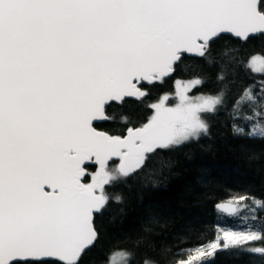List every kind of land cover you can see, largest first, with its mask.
<instances>
[{
    "label": "snow or ice",
    "instance_id": "snow-or-ice-1",
    "mask_svg": "<svg viewBox=\"0 0 264 264\" xmlns=\"http://www.w3.org/2000/svg\"><path fill=\"white\" fill-rule=\"evenodd\" d=\"M259 0H0V264H79L94 246L95 213L110 200L106 192L140 170L157 150L178 147L209 131L203 115L224 106L225 89L168 107L164 96L145 105L146 123L122 135L97 131L109 102L142 101L148 93L137 83L162 81L183 53L205 58L210 43L230 33L241 40L264 35ZM235 49H225L230 56ZM233 59H235L233 57ZM208 63L212 61L209 59ZM246 68L264 74V57L249 58ZM222 70L217 80L223 81ZM199 78L193 86L202 84ZM245 87L232 105L235 120L243 106L250 115L232 124L233 135L264 140V81ZM121 122L129 123L128 117ZM99 165L91 174L85 161ZM116 157L120 163L109 169ZM46 186L47 189L46 190ZM249 197L218 203L217 210L238 217ZM253 199L251 222L242 229L220 228L206 244L181 249L176 264H207L217 251L239 249L264 257V221ZM130 264L126 250L109 256ZM144 264H152L145 260Z\"/></svg>",
    "mask_w": 264,
    "mask_h": 264
},
{
    "label": "trees",
    "instance_id": "trees-1",
    "mask_svg": "<svg viewBox=\"0 0 264 264\" xmlns=\"http://www.w3.org/2000/svg\"><path fill=\"white\" fill-rule=\"evenodd\" d=\"M259 7L264 11V0H260ZM209 48L205 58L182 55L169 77L141 85L142 91L148 93L142 101L125 99L123 103H111L105 108L108 119L95 124L112 135L124 134L129 126L139 127L153 114L145 105L156 103L164 95H168V106L175 104L177 79L202 80V84L191 89L192 94L210 95L225 89L224 106L214 115L202 116L209 127L206 135L178 147L157 150L133 175L106 186L111 197L119 195L122 200H110L102 212L94 215L98 238L84 252L79 264H109V256L121 250L132 254L130 264H144L145 260L152 264H176L187 259L186 253L177 254L181 249L213 240L217 225L246 227L243 218L248 217L251 222L255 208L252 198L264 201V140L233 135V123L247 129L243 117L251 114L248 105L242 107L235 120L230 118L232 105L243 89L257 83L255 91L259 92L258 82L264 81V74L245 67L249 58L264 57V35H254L246 41L220 35ZM225 49L236 51L225 56ZM222 70L226 78L218 81L217 74ZM121 117H128L129 123H122ZM119 163L112 160L108 167ZM87 169L85 183L96 167L91 164ZM240 196L249 199L243 202L247 208L237 205L238 217H228L215 208L219 202ZM255 215L257 223L264 221V210L256 209ZM262 246L264 241L246 245ZM113 264H120V260ZM207 264H264V257L233 249L217 251Z\"/></svg>",
    "mask_w": 264,
    "mask_h": 264
},
{
    "label": "water",
    "instance_id": "water-1",
    "mask_svg": "<svg viewBox=\"0 0 264 264\" xmlns=\"http://www.w3.org/2000/svg\"><path fill=\"white\" fill-rule=\"evenodd\" d=\"M259 3H260V0H259V2H258V6H259ZM222 35H228V36H230V37H232V38H234V39H238V40H240V41H245V40H241V39H239V38H236V37H234L232 34H230V33H226V34H222ZM251 36H254V35H251ZM250 36V37H251ZM182 55H186V56H197V55H195V54H189V53H183ZM177 63V62H176ZM175 63V64H176ZM174 64V65H175ZM172 74V73H171ZM171 74H169L167 77H169ZM167 77H165V78H167ZM153 83V82H152ZM152 83H148L147 81H141V82H138L137 83V87H139L140 89H141V91H142V88H141V85L142 84H144V85H150V84H152ZM125 99H135V98H125ZM111 103H116V104H119L120 102H118V101H112V102H109L108 104H106V106H105V108L108 106V105H110ZM104 114H105V116L107 117V115H106V112H105V110H104ZM107 119H108V117H107ZM107 119H104V118H100V119H97L96 121H94L93 122V126L96 128V126H95V124H98V123H101V122H104V121H106ZM97 129V131H103V130H100V129H98V128H96ZM103 132H105V131H103ZM112 135V134H111ZM112 160H118V158H116V157H113V158H111L110 159V161L108 162V164L112 161ZM94 165L95 167H99V165H97L96 163H95V158L93 157V159L91 160V161H85V163H84V165H83V167L85 168V171L88 173V169H87V166H89V165ZM85 178V177H84ZM84 178H82V182L83 183H85L84 182ZM46 190H49L50 191V189H47V186H46ZM227 202H229V201H223V202H219V203H227ZM218 204V203H217ZM216 204V205H217ZM216 205H215V208H216ZM217 209V208H216ZM95 214H97V213H95ZM94 214V215H95ZM94 225V224H93Z\"/></svg>",
    "mask_w": 264,
    "mask_h": 264
},
{
    "label": "rangeland",
    "instance_id": "rangeland-1",
    "mask_svg": "<svg viewBox=\"0 0 264 264\" xmlns=\"http://www.w3.org/2000/svg\"><path fill=\"white\" fill-rule=\"evenodd\" d=\"M256 57H262V56H256ZM192 81H194V80H179V79L175 80L174 81V85H175V93H174V96L176 97V102H175L174 105L168 106L166 104V100H165L164 101L165 105L168 106V107H174L177 103H179V93L181 91H184V89H187V91L185 92V95H187L190 99H195L196 97L203 96V95H198V94H192L191 93V89L194 87L193 84H192ZM164 96H167L168 97V95H164ZM164 96H162V97H164ZM160 99H159V101H160ZM159 101H157V102H159ZM108 168L111 169L110 167H108ZM97 169L98 168H96L93 172L90 173L88 183L91 182V174L92 173H95L97 171ZM118 259H119V257H114L113 258V262L116 261V260H118Z\"/></svg>",
    "mask_w": 264,
    "mask_h": 264
},
{
    "label": "flooded vegetation",
    "instance_id": "flooded-vegetation-1",
    "mask_svg": "<svg viewBox=\"0 0 264 264\" xmlns=\"http://www.w3.org/2000/svg\"><path fill=\"white\" fill-rule=\"evenodd\" d=\"M96 168H98V167H96Z\"/></svg>",
    "mask_w": 264,
    "mask_h": 264
}]
</instances>
